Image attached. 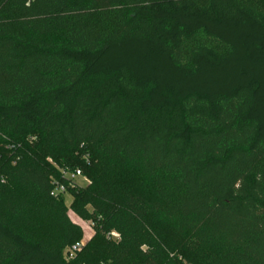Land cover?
Masks as SVG:
<instances>
[{
    "label": "trees",
    "instance_id": "trees-1",
    "mask_svg": "<svg viewBox=\"0 0 264 264\" xmlns=\"http://www.w3.org/2000/svg\"><path fill=\"white\" fill-rule=\"evenodd\" d=\"M65 152L87 186L55 175ZM57 184L118 240L67 260ZM167 249L264 264V3L0 0V264Z\"/></svg>",
    "mask_w": 264,
    "mask_h": 264
},
{
    "label": "rangeland",
    "instance_id": "rangeland-1",
    "mask_svg": "<svg viewBox=\"0 0 264 264\" xmlns=\"http://www.w3.org/2000/svg\"><path fill=\"white\" fill-rule=\"evenodd\" d=\"M261 1L262 3H264V0ZM70 156H72L71 153L65 152L59 156L58 161H48V164L51 166V168H53V170H55L56 176H66L76 181V183L80 186H87L89 184L88 176L89 174L91 175L92 169L81 164L80 166H78L77 170L85 172V175L76 177L73 173L74 170H72L68 164L71 161L69 159ZM54 179L57 180L56 177H54ZM63 198L64 206L67 209L66 215L68 220L72 224L77 226L82 232V237L78 241V243L82 245L81 249L93 240L94 241L90 248L95 251H97V249H100V247H102L106 242H116L118 240V233L113 229L103 235L100 234L99 236H96V229L94 228L93 220L83 219L75 213V211L70 207L73 202V199L70 195L65 194ZM94 236H96V239ZM81 249L76 253L78 255H76L78 259L80 257ZM91 253L94 255V259L100 262V264H107L105 263L106 252ZM156 253L161 256L159 264H233L228 260L221 258L218 252H176L174 250L167 249L165 252Z\"/></svg>",
    "mask_w": 264,
    "mask_h": 264
},
{
    "label": "built area",
    "instance_id": "built-area-1",
    "mask_svg": "<svg viewBox=\"0 0 264 264\" xmlns=\"http://www.w3.org/2000/svg\"><path fill=\"white\" fill-rule=\"evenodd\" d=\"M74 175L76 177H80L81 174H80V171L78 170H75L74 172ZM72 173V174H73ZM66 177V176H64ZM73 180V179H72ZM65 194V189L63 186L61 185H55V188L54 190L52 191L51 195L52 196H57V195H64ZM82 245L80 243H75L73 244L72 246L68 247L67 249L64 250V257L69 260V259H72L73 256L80 251Z\"/></svg>",
    "mask_w": 264,
    "mask_h": 264
}]
</instances>
